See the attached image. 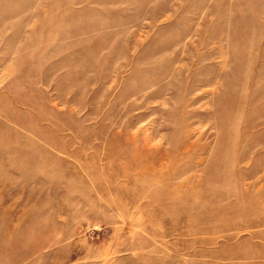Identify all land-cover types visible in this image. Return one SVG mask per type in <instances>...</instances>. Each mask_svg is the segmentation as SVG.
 I'll list each match as a JSON object with an SVG mask.
<instances>
[{"label": "rangeland", "instance_id": "obj_1", "mask_svg": "<svg viewBox=\"0 0 264 264\" xmlns=\"http://www.w3.org/2000/svg\"><path fill=\"white\" fill-rule=\"evenodd\" d=\"M0 264H264V0H0Z\"/></svg>", "mask_w": 264, "mask_h": 264}]
</instances>
